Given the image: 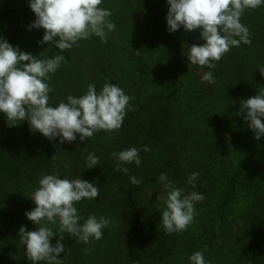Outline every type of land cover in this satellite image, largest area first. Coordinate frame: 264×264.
Wrapping results in <instances>:
<instances>
[{"label": "trees", "instance_id": "16d2710c", "mask_svg": "<svg viewBox=\"0 0 264 264\" xmlns=\"http://www.w3.org/2000/svg\"><path fill=\"white\" fill-rule=\"evenodd\" d=\"M28 3L0 0V37L33 56L64 55L47 81L50 106L66 103L68 95H84L89 84L99 92L106 82L133 99L118 131L100 130L84 141L77 134L71 143H59V137L50 141L32 132L27 121L9 126L0 113V264H33L19 229H38L25 213L33 209L31 197L42 175L56 173L99 188L96 199L74 204L80 224L90 215L111 221L100 240L90 238L87 244L59 233L58 221L47 223L58 233L53 246L64 235L61 264H191L189 257L202 249L206 264H264V136L254 139L240 112L242 100L264 91L259 71L264 4L245 10L240 19L251 45L231 47L209 69L188 62L189 48L204 43L199 30L168 32L167 0H102L99 7L111 11L108 20L116 26L107 42L92 35L63 52L38 43L44 30L29 29L36 17ZM208 71L212 84L201 79ZM133 147L141 149V164H121L127 174L115 171L112 154ZM89 153L99 158L90 169ZM194 172L199 174L195 188L187 183ZM161 174L184 194L205 197L195 203L196 214L184 231L166 234L160 222L166 204L157 206L155 199L168 191ZM131 176L142 182L133 185Z\"/></svg>", "mask_w": 264, "mask_h": 264}, {"label": "clouds", "instance_id": "9594fccd", "mask_svg": "<svg viewBox=\"0 0 264 264\" xmlns=\"http://www.w3.org/2000/svg\"><path fill=\"white\" fill-rule=\"evenodd\" d=\"M101 3L102 0H29L28 6L36 18L28 27L44 30L38 43L48 44L49 50L52 46L61 52L69 50L77 41L89 39L92 35L99 37L101 42H107L108 32L115 31L116 26L108 20L111 11L99 7ZM167 3L168 32L181 28L187 32L199 30L204 41L189 48L188 62L214 69L215 62L231 47H239L241 42L251 45V33L240 19L245 10L259 8L264 0H167ZM42 54L47 58H41ZM64 61L62 54L49 58L46 52H42L38 57L33 56L0 37V113L5 115L8 125L16 126L18 121H27L32 132H39L50 141L59 137V143H71L77 139V134L79 140L84 141L100 130L107 133L118 131L133 98L114 84L106 82L99 92L95 84H89L84 95H68L66 103L60 102L55 107L49 105L48 94L52 91L47 83L49 74L55 73ZM259 71L264 77V67ZM201 79L209 84L215 82L211 71L205 72ZM240 112L245 113L243 119L254 133V139L264 136V91L242 100ZM142 150L147 152L150 148L144 146ZM140 151L133 147L113 153L117 160L114 170L127 174L128 169L121 164L134 162L139 166ZM98 163L99 158L89 153L86 168ZM198 175L194 172L188 178L187 183L193 188ZM158 179L168 190L166 209L160 220L165 233L186 230L196 214L195 203L202 202L204 195L195 191L184 194V190L177 188L165 174ZM130 182L139 185L142 181L131 176ZM38 185L31 197L35 207L25 216L39 227L35 231H26L21 226L18 233L29 261L33 264L40 261L61 264L58 256L65 249L60 242L64 235L59 234L53 246L51 238L58 233L46 226L47 223L56 224L58 221L59 233H67L85 244L90 242V238L100 240L103 237V229L111 221L103 216L98 219L90 215L80 224L81 216L74 206L82 199H96L100 194L98 187L81 178L61 179L59 173L42 175ZM42 222L46 223L42 225ZM90 251V248L85 249L86 253ZM204 251L194 252L189 257L191 264H206Z\"/></svg>", "mask_w": 264, "mask_h": 264}, {"label": "rangeland", "instance_id": "374dc122", "mask_svg": "<svg viewBox=\"0 0 264 264\" xmlns=\"http://www.w3.org/2000/svg\"><path fill=\"white\" fill-rule=\"evenodd\" d=\"M158 195V196H157ZM156 196V199H155V203H156V205L157 206H163V204H165V200H166V198H167V193L166 192H161V194L159 195V194H157ZM32 208H34L35 207V204L33 203V201H32ZM236 209H238V205H237V208Z\"/></svg>", "mask_w": 264, "mask_h": 264}]
</instances>
